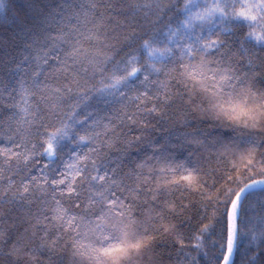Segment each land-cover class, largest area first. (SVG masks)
Returning <instances> with one entry per match:
<instances>
[{
	"label": "snow or ice",
	"instance_id": "snow-or-ice-1",
	"mask_svg": "<svg viewBox=\"0 0 264 264\" xmlns=\"http://www.w3.org/2000/svg\"><path fill=\"white\" fill-rule=\"evenodd\" d=\"M0 264H264V0H0Z\"/></svg>",
	"mask_w": 264,
	"mask_h": 264
}]
</instances>
